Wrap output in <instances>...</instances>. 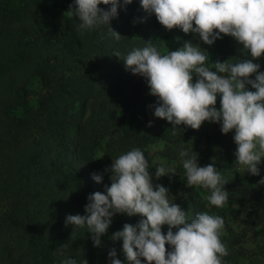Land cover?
Wrapping results in <instances>:
<instances>
[{
    "label": "trees",
    "instance_id": "obj_1",
    "mask_svg": "<svg viewBox=\"0 0 264 264\" xmlns=\"http://www.w3.org/2000/svg\"><path fill=\"white\" fill-rule=\"evenodd\" d=\"M73 3L0 0V264L65 259L111 264L112 249L127 264L122 241L111 237L143 217L114 215L95 247L87 227L74 229L65 219L86 214L87 198L110 186L104 170L133 148L144 153L154 187L168 188L169 201L189 219L205 212L223 218L220 237L229 253L223 264H264V157L257 164L259 175L245 171L236 163L234 131L222 134L219 123L205 121L198 130L181 125L173 134L172 125L153 114L157 98L149 95L147 80L126 70L122 59L149 41L162 54L190 41L208 54L209 68L217 61L251 59L250 54L230 36L207 45L198 34L167 30L139 0L129 5L119 0L108 25L119 40L106 26L81 31L78 18L67 13ZM253 63L264 72V54ZM196 79L194 74L193 83ZM220 100L217 94V110ZM182 149L196 153L200 167L213 164L227 182L223 207L209 204L210 190L187 185ZM161 165L173 168L174 175L157 179ZM98 173L103 174L99 184L92 179ZM167 230L162 226L163 233ZM61 245L64 254H54Z\"/></svg>",
    "mask_w": 264,
    "mask_h": 264
},
{
    "label": "clouds",
    "instance_id": "obj_2",
    "mask_svg": "<svg viewBox=\"0 0 264 264\" xmlns=\"http://www.w3.org/2000/svg\"><path fill=\"white\" fill-rule=\"evenodd\" d=\"M133 0H123L129 5ZM148 15L154 14L167 30L178 28L187 35L198 34L204 44L212 45L224 36L234 38L242 51L251 59L230 63L228 60L206 65L208 54L190 41L175 51L161 53L151 41L143 48H134L123 56L126 70L147 80L149 95L157 98L154 116L172 125L173 134L183 125L198 130L202 123H219L222 134L234 131L237 145L236 163L252 175H259L257 164L264 157V72L253 63L264 54V0H139ZM109 6L107 9L99 5ZM119 0H74L68 15L78 18V30H92L106 26L113 37L119 33L108 27L117 16ZM121 60V53H113ZM215 69L213 71L212 69ZM197 77L193 83V75ZM255 74V79H250ZM250 85L255 91L247 89ZM217 94L221 96L220 109L215 107ZM151 126V124H149ZM181 150L182 167L187 185L210 190L207 200L211 206L223 207L228 199L224 190L227 183L213 164L200 167L197 154ZM149 164L144 153L133 148L112 161L109 172L110 186L104 192H95L87 199L85 215L66 216V225L87 227L93 245H100L116 214L143 217L135 226L124 224L111 239L122 241L127 264H223L228 250L221 241L223 218L198 213L189 219L186 211L169 201V189L152 183ZM173 168L158 166L157 179L174 175ZM101 183L103 174H93ZM264 184V180L260 181ZM167 225V233L161 231ZM175 229V231H173ZM166 245L171 250L166 249ZM66 245L54 254L63 255ZM111 264H122L116 251L109 253ZM63 264H77L65 259ZM81 264H87L82 260Z\"/></svg>",
    "mask_w": 264,
    "mask_h": 264
}]
</instances>
